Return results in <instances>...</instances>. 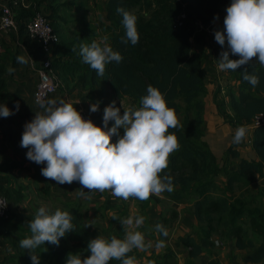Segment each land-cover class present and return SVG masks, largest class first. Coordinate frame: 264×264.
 <instances>
[{"label": "trees", "instance_id": "obj_1", "mask_svg": "<svg viewBox=\"0 0 264 264\" xmlns=\"http://www.w3.org/2000/svg\"><path fill=\"white\" fill-rule=\"evenodd\" d=\"M43 2H33L30 7L17 6L16 21L18 25L20 23V35L25 32L29 41L34 42L42 53L41 46L28 35L27 23L36 12H41L50 21L59 35V41L52 47L54 54L51 68L61 80V90L70 88L76 78L89 87H95L103 81L104 95L108 96L111 88L115 94L129 97L139 107L141 97L147 94V87L151 85L162 92L168 107L175 110L180 126L170 131L177 136L180 147L171 154L169 166L162 175L172 177L174 191L164 192L170 200L193 203L192 215L196 221L194 232L179 238L188 249V256L192 259L202 258L203 264H221L215 257V240L218 238L222 243L232 245L236 250L235 255L245 253L244 262L264 264V186L259 191L260 201L254 203V197L251 196V187L259 177H264V124L256 127L253 133L252 144L258 159L246 158L235 146L230 145L220 161L204 139V96L207 88L203 72V48L207 42V33L200 25H210L215 20L217 9L226 10L231 0H108L105 30L109 32L110 46L123 59L120 63L113 61L107 64L102 77L78 55L79 45L85 44L84 37H69L64 31V23L68 20L62 11L69 0L63 3ZM118 7H123L137 17L139 42L134 46L131 42L122 43L125 29L122 16L116 11ZM92 41L96 40L88 44ZM73 47L76 51H72ZM197 47L200 51L195 49ZM3 57L4 54L0 59ZM44 57V54L41 55L43 60ZM230 59L238 57L230 55ZM245 68L258 75L259 83L256 87L243 80L241 72ZM227 72L238 83L237 90L229 91L231 111L223 110L222 113L233 125L244 126L256 114L264 112V66L253 61L251 65ZM3 82L2 87L5 88L7 79ZM91 117L99 125L103 113ZM2 132L10 141L13 151L20 153L25 161L31 162L26 158L28 149L20 146L22 134L11 126L3 128ZM113 137L118 139L117 136ZM32 163L38 167V164ZM0 192L8 198L10 204L14 192L2 183ZM115 200L107 192L105 209L116 207ZM159 200V197L152 195L149 200L141 202V214L145 220L148 217V206ZM123 206H117L118 212L123 209L121 217L126 215ZM57 208L70 213L75 231L60 238L58 246L45 242L38 247L35 253L39 255V264H66L69 253H80L82 257L90 255L86 249L94 235L86 226L80 200L60 201L50 212ZM34 216L25 219L10 209L0 224L4 220V228L16 230L15 240L19 242L31 235L28 222ZM173 216H177L175 210ZM112 218L108 228L105 227L108 231L116 221L114 219L112 222ZM170 218V215L162 213L157 222L168 230L167 237L160 234L165 239L170 235ZM252 233L257 234L259 242L252 237ZM112 236L123 239V231ZM129 255L136 256L140 264H177L169 261L173 256L170 251L161 259L152 252L144 260L145 255L135 249ZM25 264H32L29 251ZM110 264H119V261L113 260Z\"/></svg>", "mask_w": 264, "mask_h": 264}, {"label": "clouds", "instance_id": "obj_2", "mask_svg": "<svg viewBox=\"0 0 264 264\" xmlns=\"http://www.w3.org/2000/svg\"><path fill=\"white\" fill-rule=\"evenodd\" d=\"M122 16L125 29L122 43L139 42L137 17L123 7L117 8ZM214 19H219L215 17ZM215 41L226 50L221 51L218 69L236 71L244 65L257 61L264 66V0H231L226 8L223 28L215 30ZM72 51H76L73 47ZM78 55L84 63L103 76L106 65L120 63L122 56L108 44L107 37L99 42L80 44ZM231 56L238 59H230ZM30 57V56H29ZM17 63L26 65L28 58L19 55ZM14 71V69L10 70ZM243 80L256 87L258 75L247 68L241 72ZM147 94L140 99L139 107H116V102L103 110V127L97 126L91 119H85L71 102L64 99L37 98L36 103L42 111L35 112L34 118L24 125L20 146L28 149L26 158L38 165H46L41 174L57 185L79 182L81 198H90L87 192H110L114 197L128 200L134 198L147 201L152 195L161 196L165 191H174L172 177L163 174L169 166L172 153L179 150V141L170 129L179 127V120L173 108L168 107L162 92L151 85ZM79 103V102H78ZM19 111V102L15 105ZM99 111V102L91 104L90 112ZM15 114L7 105L0 104V117ZM114 121L111 128L109 122ZM107 129V130H105ZM123 129L121 136L119 130ZM247 135L245 126H238L232 143L239 145ZM117 136L115 143L112 137ZM119 220L125 232L124 238L116 236L104 238L97 236L88 242L86 251L90 255L69 253L66 264H140L134 255V249L145 251L144 235L136 230L144 224L145 217L129 216ZM31 235L20 240L19 244L30 253L32 264H39V255L35 250L45 242L59 245L60 238L75 231L72 216L68 211L57 208L50 212L39 207L34 219L28 222ZM158 234L168 236V230L161 224L155 226ZM165 243L158 240L156 248Z\"/></svg>", "mask_w": 264, "mask_h": 264}, {"label": "crops", "instance_id": "obj_3", "mask_svg": "<svg viewBox=\"0 0 264 264\" xmlns=\"http://www.w3.org/2000/svg\"><path fill=\"white\" fill-rule=\"evenodd\" d=\"M23 7H30L33 5V2L37 3L42 2L45 4L52 3L56 1L57 3H63L68 0H22ZM108 0H69V2L65 5L64 10L62 11L65 17L67 18V22L64 23V27L67 35L69 37H84L85 44H88L89 41L95 39L96 41H100L102 38L107 37V42L110 45L109 32L105 30V23L107 21V11H106V3ZM8 0H0V5L3 3H7ZM19 7V6H18ZM1 12V7H0ZM95 13V14H94ZM93 16H92V15ZM219 19H215L210 25L207 27H203L200 25L201 29H204L207 33L206 37V45L203 48L204 54V62H203V72H204V81L207 88V93L204 96V104H205V115H204V139L208 142L210 148L216 155V157L222 161L228 147L230 145L235 146L241 153L242 156L249 159H258V154L253 148V133L255 129L251 126V122H247L244 126L247 128V131L250 135V143L251 147L248 144H245V140L239 145L233 144L232 139L235 133V130L238 126L233 125L227 118L224 117L222 111H231L230 100L231 96L229 95L230 90H237V79H235L229 72L221 71L218 69V60L220 58L221 51L226 49L222 48L214 38V32L209 33L208 28L214 27L218 25V30L223 28V19L226 16V10L217 9L216 17ZM20 25V23H19ZM17 24L16 31H13L10 34H7L0 30V45L2 46V55L4 57L0 59V104H5L7 107L12 110L15 114L10 115L9 117H0V140L3 141V144H8L10 146V141L5 137L2 132V129L5 127H14L21 134L24 131V125L26 122H30L35 115V112L42 111L34 101L35 90L37 84L39 82V77L37 74V70L43 64V58L41 55L43 53L39 50V48L34 45L35 43L29 41L27 34L25 32L20 35V28ZM94 30V32H92ZM196 50L200 51L197 47ZM24 55L28 58V63L26 65H21L17 63V56ZM30 56V57H29ZM42 59V60H41ZM14 69V71H11ZM4 79H7L6 87L3 88L5 82ZM104 82L101 81V84L96 85L95 87L84 86L82 81L79 78H76L74 82L71 84L70 88L61 90L60 87L58 91L50 97L49 99H64L66 102H71L73 105L77 106L79 109L85 110L87 113L95 116V113L90 112V103L89 96L92 98L94 103H97L98 100L101 99L102 96H106L103 93L104 90ZM5 98H4V96ZM127 97V96H126ZM94 99H98L96 102ZM19 102V111L15 110L16 103ZM79 102V103H78ZM84 104L85 108L83 107ZM93 103V104H94ZM87 106V107H86ZM103 108L102 105L99 104V110ZM101 114V113H100ZM99 114V115H100ZM103 127V124H99ZM97 125V126H99ZM112 126V125H111ZM107 130V129H105ZM123 129L119 130L121 132ZM117 141L116 138L112 137V142L115 143ZM2 144V143H1ZM0 144V152L2 150ZM246 149L248 153H246ZM10 156L20 163L21 167H25L22 169L19 165L15 166H5L4 162L1 161L0 164V183H2L5 187L14 188L13 186V178L11 176V171L13 172L16 169H19L21 173L27 172L32 177L34 181H39L40 187L45 186L46 183H50L52 185H56V189L54 192L56 193V197H58V203L60 201L65 200H80L82 203V210L84 213V219L88 230L94 235L93 239L98 235L104 238H110L114 233H118L123 231L124 238L125 232L119 220L114 221L112 217H117L119 219H124L129 216H142L141 214V201L136 200L135 205L137 206L136 211L131 213L130 204L134 198H130L128 200L116 199L114 202L117 206L125 205L126 215L123 217L120 214L123 213V209L119 211V208L116 206L113 209H105V201L107 200V192L103 193L93 191L87 192L86 195L90 198H81L79 196V191L81 190L79 184L77 182H73L72 184H63L57 185L55 181L49 180L45 178L41 174V165L35 166L32 162L25 161L22 155L13 149L10 146ZM251 151V152H249ZM3 152V150H2ZM2 154V153H1ZM236 167V165H235ZM233 168V167H232ZM7 177V179L5 178ZM49 185V184H48ZM47 185V186H48ZM12 186V187H11ZM7 187V188H8ZM16 188V187H15ZM46 188V186L44 187ZM67 190H71L75 196H68L69 192ZM57 191L63 195V199L57 195ZM16 195V194H15ZM13 195V196H15ZM13 196L10 197V200L13 199ZM17 196V195H16ZM15 196L13 203H11L10 209L13 213L21 216L22 218H30L34 216L35 213L30 215L31 210H28V214L23 213V208L16 210L13 204L16 205V201L19 203L24 200L20 197L18 199ZM160 200L158 202L151 203L146 213L148 217L144 220V224L136 229L140 231L144 237L146 244H152V247H148L145 251H140L143 253L144 260L146 256L150 255L152 252L156 254L158 258H162L164 254L168 251L173 254V256L169 259L171 262H176L175 259L178 258L179 252L175 249L171 242L173 240V244L177 241L180 242L179 238L188 233L194 232V227L196 225V221L192 215L193 212V203L191 202H177L170 200L165 193H162L159 196ZM89 201V203H88ZM167 202L169 206L172 208V212L175 210L177 215L179 211L185 210V212L191 215L192 221L190 224L193 227V231L186 232L182 235H177L174 239L175 235L172 233V226L174 217L171 216V228H170V238L165 239L160 236L155 230V226L157 225L158 219L162 213L169 215L166 211H164V204ZM19 206V205H18ZM90 206H93V214H91ZM186 209L190 210L189 212ZM33 212V211H32ZM111 218L113 222V228L111 230H106L105 227L108 228V225L111 223ZM174 218V219H173ZM173 219V220H172ZM4 220L2 224H0V264H25L28 250L20 247L18 241L15 240L17 236L16 230L6 229L3 227ZM183 224V227L187 226L186 221L177 222ZM9 231V232H8ZM189 231V230H188ZM154 235V236H152ZM152 236V238H161L165 246L163 248H156L155 244L148 241V239ZM171 239V240H170ZM159 240V239H158ZM181 243V242H180ZM170 246V247H169ZM23 253V254H22ZM162 255L160 256V254ZM189 257V256H188ZM179 260V258H178ZM185 262V261H183ZM182 262V263H183ZM179 260V263L182 264Z\"/></svg>", "mask_w": 264, "mask_h": 264}, {"label": "rangeland", "instance_id": "obj_4", "mask_svg": "<svg viewBox=\"0 0 264 264\" xmlns=\"http://www.w3.org/2000/svg\"><path fill=\"white\" fill-rule=\"evenodd\" d=\"M213 30L214 31L218 30V25H216V28L213 27ZM88 101H89L90 105L94 103L90 96H89ZM113 101L116 102L115 106L121 109V115H123V107L124 108L136 107L135 104L133 103V101L129 97H126V96L120 97L117 94H115V92L110 88L108 96H102L101 99L98 100L99 104L102 105L103 108H101L99 111L95 112V116L97 117L100 113H103L104 108L106 106H108L109 104H111ZM82 105L85 108L83 103H82ZM122 105H123V107H122ZM113 123H114V121H110L108 127L110 128ZM98 124H103V117L100 118V122ZM245 139H246L245 144L249 143L248 145L251 147L250 135H249L248 131H247V135H246ZM0 144H1V148L3 150V152H2V150L0 152V164H1V161H5L4 165L7 167H9V166L18 167V165L20 163L15 159V157L13 158L9 154L11 152L10 146L8 144H3L2 140H0ZM249 152H251V151H249ZM246 153L249 154L247 149H246ZM19 166L21 167V165H19ZM21 168L24 169L25 167H21ZM10 173H11V176L13 178L14 188L8 187V184H7V187L12 192H14V195L15 194L17 195V196L15 195V196L18 199H20V197L24 199L20 203L18 201H16V205L13 204L14 207L16 208V210H18V209L22 210V208L25 207V208L31 210V212H30V215H31V214L35 213L39 209V207L43 206V207H46L47 209H49L51 211L55 207L57 202L59 201L58 197H56V193L54 192V189H56L55 184L52 185L50 183H46L45 184L46 188H44L45 186L40 187V183L38 180L34 181V179L32 177L30 178V175L27 172L21 173V171H19V169H16L14 172L12 170ZM5 178L7 179V177H5ZM262 186H264V177H259L256 180V182L254 183V185L251 187V190H252L251 193H253V195H251V196L254 197V200H253L254 203L261 200V195H260L259 191L261 190ZM67 191L69 192V194L66 197L75 196L71 190H67ZM57 192H58L57 195L63 199V195L60 193V191H57ZM15 196H13V199L10 200V206H11V203H13ZM135 202H136L135 199L131 201V204H130L131 213L135 212L137 209ZM88 203H89V201H88ZM92 207L93 206L89 207V209L91 210V214H93V208ZM25 208H23L22 211L24 214H28V210ZM164 211H166L167 213H169V215L172 216V208L169 206V204L167 202H165V204H164ZM186 211L189 212L190 210L186 209ZM174 218H175V220H173ZM174 218L172 219L173 224H174L172 226V233H174L173 235H175L174 239L176 238L177 235H182L186 232L193 231V227L190 224V222L192 221V217L189 213L187 214L184 209L179 211L178 215ZM183 220L187 222L186 223L187 226H185V227H183V224L177 223V222H182ZM251 235L257 242H259V238H258L257 234L252 233ZM152 236H154V235H152ZM152 236L148 239V241H150L153 244H156L158 239L162 240L160 237L159 238L154 237V239H153ZM169 238H170V235H169ZM215 241H216L215 257H217L220 260L221 264H251V263L244 262L243 256L245 253L239 252L238 255H235L236 250L232 247V245L224 244L218 238H216ZM169 243L172 244V246H174L175 249L179 252L178 258H179L180 262L182 263L183 261H185L182 264H203L202 258L192 259V258L188 257V249H186L182 243L176 241L173 244V240ZM161 255H162V253L160 254V256ZM178 258L175 259L176 263H179Z\"/></svg>", "mask_w": 264, "mask_h": 264}, {"label": "built area", "instance_id": "obj_5", "mask_svg": "<svg viewBox=\"0 0 264 264\" xmlns=\"http://www.w3.org/2000/svg\"><path fill=\"white\" fill-rule=\"evenodd\" d=\"M22 2V0H13L10 3H3L0 5V30L7 34L16 31L17 21L15 8L19 5H22ZM208 31L209 33L214 32L213 28L210 26L208 28ZM27 32L30 38L41 46L43 54L45 56L42 66L37 70L39 82L37 84L34 95V101L36 103L37 98L49 99L58 91L60 87L61 80L51 68L54 54L52 51V47L59 41V35L54 31L53 27L50 24V21L41 12H36L34 16L29 20V22L27 23ZM2 50L3 48L0 45V56L2 55ZM77 110L81 112V115L85 119H91L95 123L91 115L85 110ZM263 124L264 112L256 114L251 121V126L254 129ZM45 166L46 165H41L42 168ZM83 190L88 191L87 189ZM108 194L112 199H119L114 197L110 192H108ZM9 210V200L3 193L0 192V220L8 216Z\"/></svg>", "mask_w": 264, "mask_h": 264}]
</instances>
